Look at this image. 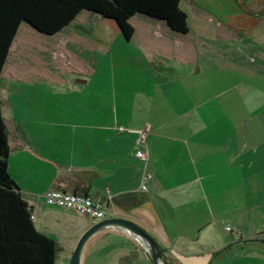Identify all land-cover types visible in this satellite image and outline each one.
I'll list each match as a JSON object with an SVG mask.
<instances>
[{
  "label": "crops",
  "instance_id": "0c3cea01",
  "mask_svg": "<svg viewBox=\"0 0 264 264\" xmlns=\"http://www.w3.org/2000/svg\"><path fill=\"white\" fill-rule=\"evenodd\" d=\"M176 5L185 16L179 27L144 12L129 20L143 48L137 55L147 61V55L159 54L164 61L155 70L154 90L159 96L168 93L173 106L148 89L142 112L133 105L124 118L116 114L105 120L99 109L94 115L100 117L91 115L90 121L82 98L77 136H25L15 130L7 135L8 171L23 201L32 205L34 227L56 245L54 264H68L95 221L47 205L43 195L53 189L99 204L111 200L115 218L149 235L166 264H264V0H179ZM84 11L69 25L80 28ZM69 25L50 36H60ZM15 38L9 53L18 43L16 80L39 76L54 82L57 72L95 73L74 30L52 43L42 75L23 62L24 46ZM9 53L0 78L12 77L5 69ZM156 97L158 106L151 102ZM137 132L145 136L143 145L137 144ZM143 149L152 174L147 192L140 190L143 167L134 155ZM79 264L151 261L126 232L103 230L86 241Z\"/></svg>",
  "mask_w": 264,
  "mask_h": 264
},
{
  "label": "rangeland",
  "instance_id": "374dc122",
  "mask_svg": "<svg viewBox=\"0 0 264 264\" xmlns=\"http://www.w3.org/2000/svg\"><path fill=\"white\" fill-rule=\"evenodd\" d=\"M80 25L78 28L75 23L71 24L56 37L40 33L25 22L20 24L16 38L22 40L19 45L22 48L24 46L23 62H27L26 66L32 73L38 72L37 75H42L44 70L40 69L46 68L51 58L48 50L56 46L58 41L71 37L73 30L86 44L83 46V56H89V59L94 61L95 66L92 68L95 73L69 76L57 72L54 82H47L39 76L33 77L32 80H16L13 76L16 63L19 62L16 60L19 53L15 48L19 46L15 43L5 65V69H11L12 77L3 75L0 78L1 112L7 135L10 136L15 130L25 136H77V119L82 98L86 100L90 121L91 115L93 119L100 117L94 115L99 114V109L103 114L100 118L105 120L114 118L116 114L124 118L133 105L135 112H142L149 102V94L143 96L144 91L148 89H151V96L156 95L164 104L174 105V99L168 93L159 96L154 90V84L159 80V76H154L155 70L165 64L159 54L147 55V61L143 60L137 55L142 51V45L134 36L130 40L124 39L114 21L95 19L90 11L83 12ZM52 43L57 44L53 46ZM68 46L64 45L66 50ZM74 46L79 50V46ZM55 54L58 58V52ZM61 63L62 61L59 62ZM73 89H80L81 92L73 93ZM157 97L151 99V102L158 106ZM69 123L75 124V131L74 124Z\"/></svg>",
  "mask_w": 264,
  "mask_h": 264
},
{
  "label": "trees",
  "instance_id": "16d2710c",
  "mask_svg": "<svg viewBox=\"0 0 264 264\" xmlns=\"http://www.w3.org/2000/svg\"><path fill=\"white\" fill-rule=\"evenodd\" d=\"M179 0H0V75L21 23L54 35L82 11L112 20L123 38L130 40L134 28L129 20L138 12L183 25ZM9 146L0 103V264H54L56 245L36 230L30 209L23 201L8 171ZM162 256V254H161ZM164 264V258L162 256Z\"/></svg>",
  "mask_w": 264,
  "mask_h": 264
},
{
  "label": "built area",
  "instance_id": "2783aa9c",
  "mask_svg": "<svg viewBox=\"0 0 264 264\" xmlns=\"http://www.w3.org/2000/svg\"><path fill=\"white\" fill-rule=\"evenodd\" d=\"M139 138L137 140L138 145L144 144L145 136L142 132H137ZM135 158L142 164L143 170L141 175L140 190L141 192H147L146 183L152 178V174L147 171L148 165V152L147 149L136 150ZM44 202L49 206L61 207L73 210L78 214L85 216L95 222H100L107 219H115L117 216L116 211L109 200L106 204H99L92 201L89 197L68 193L60 189H53L47 191L43 195ZM30 209V220L35 221V214L31 204H27ZM229 230V228H226Z\"/></svg>",
  "mask_w": 264,
  "mask_h": 264
},
{
  "label": "water",
  "instance_id": "95a60500",
  "mask_svg": "<svg viewBox=\"0 0 264 264\" xmlns=\"http://www.w3.org/2000/svg\"><path fill=\"white\" fill-rule=\"evenodd\" d=\"M103 230H121L126 232L134 239H136L142 246V248L149 256L151 264H164L162 261L160 248L155 243V241L135 224L120 218L107 219L93 223L78 240L68 264H79L81 252L86 241L92 235Z\"/></svg>",
  "mask_w": 264,
  "mask_h": 264
}]
</instances>
